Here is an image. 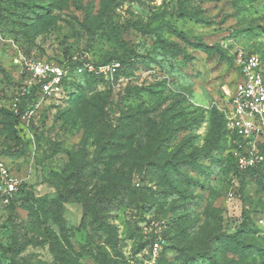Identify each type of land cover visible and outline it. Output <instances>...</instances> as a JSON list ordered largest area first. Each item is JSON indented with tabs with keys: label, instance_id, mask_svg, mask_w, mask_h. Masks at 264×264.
Returning <instances> with one entry per match:
<instances>
[{
	"label": "rangeland",
	"instance_id": "rangeland-1",
	"mask_svg": "<svg viewBox=\"0 0 264 264\" xmlns=\"http://www.w3.org/2000/svg\"><path fill=\"white\" fill-rule=\"evenodd\" d=\"M238 49L264 65V0H0V264H264V162L221 128ZM72 57L120 67L23 94L24 60Z\"/></svg>",
	"mask_w": 264,
	"mask_h": 264
},
{
	"label": "built area",
	"instance_id": "built-area-1",
	"mask_svg": "<svg viewBox=\"0 0 264 264\" xmlns=\"http://www.w3.org/2000/svg\"><path fill=\"white\" fill-rule=\"evenodd\" d=\"M237 81L226 91L228 107L223 111L225 128L234 135L235 148L232 150L238 169L255 168L264 160L259 144L264 137V65L261 57L243 49L235 52ZM120 64L110 62L98 64L82 57L70 60L49 61L41 59L24 60L22 75H27L23 94L35 89L39 103L67 96L73 90V78L98 77L113 79ZM22 181L14 176L5 158L0 155V205L7 206L20 191ZM160 251L158 242L151 246L154 258Z\"/></svg>",
	"mask_w": 264,
	"mask_h": 264
},
{
	"label": "trees",
	"instance_id": "trees-1",
	"mask_svg": "<svg viewBox=\"0 0 264 264\" xmlns=\"http://www.w3.org/2000/svg\"><path fill=\"white\" fill-rule=\"evenodd\" d=\"M58 62H61V61H64L63 59L62 60H57ZM110 62H112V61H105V62H95V63H98V64H106V63H110ZM118 73V72H117ZM117 73H116V75H117ZM115 75V76H116ZM84 79V80H100V79H102V78H98V77H80V78H78V77H76V78H73V80H74V82H72L73 83V85H75V87L76 88H74V90H71L70 92H69V94L67 95L68 97H69V99H71V97L73 96V94H72V92H75V93H78V91H80V83H79V80L80 79ZM34 93H35V89L34 90H32L31 91V93L29 94V95H32V97L33 98H35V95H34ZM16 117V116H15ZM221 128H222V131H223V134L225 135V141H226V143H227V147H228V149L230 150V152L232 153V151L231 150H233L234 148H235V146H234V140H236V137L234 136V135H230L229 133H228V131L226 130V128H225V122H224V116H223V114L221 115ZM259 148H260V150H261V153L263 154V156H264V144H259ZM229 152V153H230ZM233 154V153H232ZM0 155L3 157V155L0 153ZM233 156V155H232ZM4 158V157H3ZM263 162H264V160H263ZM262 162V163H263ZM236 166H237V164H236ZM256 171H257V167H255V168H250V169H246V170H243V171H241L242 173H244V174H255L256 173ZM23 190V186L21 187V189H20V191L19 192H21ZM18 192V193H19ZM17 193V194H18ZM16 194V195H17ZM16 195L11 199V201H10V203L7 205V206H9V205H11L13 202H14V200H15V198H16ZM154 243V242H153ZM152 243V244H153ZM152 244H151V246H152Z\"/></svg>",
	"mask_w": 264,
	"mask_h": 264
}]
</instances>
